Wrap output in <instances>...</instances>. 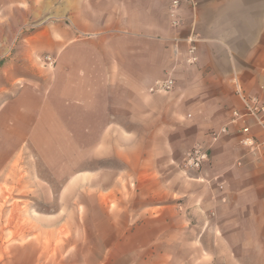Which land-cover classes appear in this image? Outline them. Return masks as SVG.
Segmentation results:
<instances>
[{
	"label": "crops",
	"instance_id": "0c3cea01",
	"mask_svg": "<svg viewBox=\"0 0 264 264\" xmlns=\"http://www.w3.org/2000/svg\"><path fill=\"white\" fill-rule=\"evenodd\" d=\"M172 1L42 0L55 6L52 15L60 20L43 33L52 50L75 49L86 35L100 50L119 53L102 70L96 68L103 91L90 90L84 98L52 96L53 91L43 97L29 89L27 100L24 91L12 101L22 110L16 122L29 112L30 125L40 126L52 106L62 115L76 108L73 117L91 116L89 126H141L151 138L160 137V126L170 131L184 126L189 141L210 154L196 178L203 181L200 198L169 218L168 251L157 244L163 238L159 231L143 229L146 234L136 238L131 253L106 255L105 264L118 259L129 264L132 253L141 264H264V159L238 143L239 124L230 120L234 110L244 111L238 90L264 101V0H183L177 9ZM190 39L195 63L188 62ZM169 75L171 90L152 91ZM248 123L261 134L254 120ZM224 126L228 133L211 136ZM136 136L140 168L145 136L140 140L139 129ZM127 154L120 156L131 162ZM180 248L185 259L178 261ZM0 264H40L37 245L13 246Z\"/></svg>",
	"mask_w": 264,
	"mask_h": 264
},
{
	"label": "rangeland",
	"instance_id": "374dc122",
	"mask_svg": "<svg viewBox=\"0 0 264 264\" xmlns=\"http://www.w3.org/2000/svg\"><path fill=\"white\" fill-rule=\"evenodd\" d=\"M54 9L42 0H0V263L13 246L34 243L40 264H105L106 255L129 253L136 238L155 230L168 251L169 218L196 202L203 186L196 179L203 169L184 165L196 145L184 126H160V137L151 138L141 126H89L91 116L52 106L40 126L30 125L29 112L16 122L22 110L12 101L24 91L27 100L29 89L43 97L103 91L96 68L119 53L86 35L75 49L52 50L43 33L60 22ZM137 129L145 136L140 168ZM132 254L129 264H141Z\"/></svg>",
	"mask_w": 264,
	"mask_h": 264
},
{
	"label": "built area",
	"instance_id": "2783aa9c",
	"mask_svg": "<svg viewBox=\"0 0 264 264\" xmlns=\"http://www.w3.org/2000/svg\"><path fill=\"white\" fill-rule=\"evenodd\" d=\"M183 0H173L172 6L177 9ZM174 23H178L174 21ZM194 40L190 39L188 49V62L195 63L197 56L195 55L196 46ZM174 87V79L171 75L164 79L156 81L152 87V91L163 92L169 91ZM238 94L242 97L244 102V111L240 112L234 110L231 115V122L239 124L237 128L238 143L245 148L248 152L252 153L258 159H264V101L256 97L245 96L238 90ZM254 120L261 130V134L254 133L252 126L248 123V120ZM223 133H228V127L224 126L220 130L210 131L213 138H217ZM210 160V154L208 148H205L201 144H196L187 153L184 165L189 170L199 171ZM240 163V162H239ZM241 164V163H240Z\"/></svg>",
	"mask_w": 264,
	"mask_h": 264
}]
</instances>
